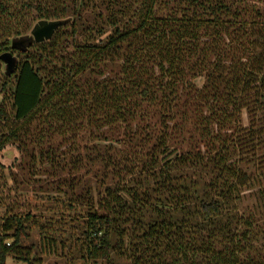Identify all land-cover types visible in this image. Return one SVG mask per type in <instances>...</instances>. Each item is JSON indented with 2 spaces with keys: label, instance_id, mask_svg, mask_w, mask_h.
<instances>
[{
  "label": "trees",
  "instance_id": "1",
  "mask_svg": "<svg viewBox=\"0 0 264 264\" xmlns=\"http://www.w3.org/2000/svg\"><path fill=\"white\" fill-rule=\"evenodd\" d=\"M238 1L0 0V59L18 57L12 74L0 72V153L15 145L24 156L21 180L0 162V208L4 192L37 187L43 169L55 209L74 213L11 211L0 264L31 258L27 222L49 247L72 226L69 251L82 260L111 263L121 249L130 264H264V188L250 221L239 209L248 182H264V8ZM25 15L67 23L18 51ZM100 143L129 159L149 200L114 174L82 172L81 153ZM161 179L174 201L150 192Z\"/></svg>",
  "mask_w": 264,
  "mask_h": 264
},
{
  "label": "rangeland",
  "instance_id": "2",
  "mask_svg": "<svg viewBox=\"0 0 264 264\" xmlns=\"http://www.w3.org/2000/svg\"><path fill=\"white\" fill-rule=\"evenodd\" d=\"M42 0H33V3L36 5H42ZM249 6L250 8L253 7H262L264 8L263 4L258 3V0H239ZM264 10V9H263ZM35 17V16H34ZM67 21H36L33 20V15H25L22 20V30L21 36L14 37L12 41L13 49L18 51L26 50L30 44L33 42H43L50 39L59 25H65ZM260 48L264 49V37L263 40L260 42ZM260 51V50H259ZM18 63V57L14 53H8L7 55L3 56V59H0V72L4 75H10L15 71L16 65ZM198 86H201L203 81L199 79L196 81ZM2 97L0 96V105L2 103ZM252 101V100H249ZM249 118L247 116V112H243V123L244 125L248 126ZM87 152V154H86ZM84 162L82 172L94 177V174H97L100 178V181L103 182L114 179L112 174H114L117 178V181H120L121 184L127 183V186H131L133 188L132 192L134 193H142L147 196V200H149L150 193L147 192L148 187L146 185V179L143 176H140L135 172L134 165L129 161V159L124 156L116 146H112L107 143H100L96 144L95 146L87 144V149L85 152L81 153ZM23 155L20 153L19 149L15 145H9L5 148V150L0 153V162L5 167L6 174L11 175L13 174L15 177H18L20 180L22 179L21 171L19 170L18 166L19 163L23 159ZM105 158V159H104ZM258 158V157H257ZM109 159H111V163L109 164ZM259 159V158H258ZM251 161V160H250ZM90 162V163H88ZM254 162V161H253ZM255 163V162H254ZM253 166V165H252ZM40 170V173L36 172V185H30L27 189L26 184L14 187V191L11 194L10 192H4V196L10 202L9 208L6 211L5 209L0 208V226L2 223L8 219V215L11 211L16 210L17 214L19 215H28L31 214L37 219L45 220L46 218H66L71 217L73 218V214L67 213H60V211L56 210V205L49 199V196H52L53 189H55L56 183L48 182L52 181L44 174L43 169ZM103 170L107 173L106 178L103 176ZM253 172L252 169L249 170V173ZM198 180L197 178H194ZM38 181H44L46 183H38ZM116 181V180H114ZM34 183V182H33ZM201 184V182H200ZM247 188L242 191V196L239 202V209L241 215L244 216V220L247 223L250 221L251 216L257 211V207L259 206L260 202L258 201V196L260 193V187L264 188V182L260 184H253L248 182ZM10 186H13V182L10 181ZM38 186H42L41 190L38 189ZM172 186L169 184L167 180H162L158 182V184L152 189L150 192L155 191L157 196H162L163 199H168V201H174L173 194L171 193ZM264 191V190H263ZM1 198V197H0ZM153 202V201H151ZM85 214H82L81 217H85ZM250 224V223H249ZM31 223L27 222V230L28 238L24 240V246L32 247L33 253L31 258L28 259L27 262H22L19 259H15L13 257H9L7 259V264H130L128 260H126L122 256L121 249H116L115 253L112 256L111 263H105L101 261H91L87 259H80V258H72V253L69 251V247L73 246V242L77 240V234L74 238H69V232L72 231V226H65L63 230L64 233H55V235H50L51 237L56 238L55 246L49 247L47 241L42 240V236L38 234L37 230L31 229ZM69 225V224H68ZM248 241L252 247L248 246V250L246 251V255H249L252 252L253 258H256L257 255L254 254V250L258 249V244L251 242L250 237ZM13 243V241H11ZM242 244H247V242H242ZM78 250V251H76ZM82 251L80 248L75 249L74 256H78Z\"/></svg>",
  "mask_w": 264,
  "mask_h": 264
},
{
  "label": "water",
  "instance_id": "3",
  "mask_svg": "<svg viewBox=\"0 0 264 264\" xmlns=\"http://www.w3.org/2000/svg\"><path fill=\"white\" fill-rule=\"evenodd\" d=\"M61 26H62V25H59L58 27H56V29L54 30V32H55L59 27H61ZM53 34H54V33H53ZM53 34H52V36H53ZM52 36H51V37H52ZM51 37H50V38H51ZM6 55H7V54H6ZM4 56H5V55H4ZM1 59H3V57H1ZM16 66H17V65H16ZM15 69H16V68H15Z\"/></svg>",
  "mask_w": 264,
  "mask_h": 264
},
{
  "label": "built area",
  "instance_id": "4",
  "mask_svg": "<svg viewBox=\"0 0 264 264\" xmlns=\"http://www.w3.org/2000/svg\"><path fill=\"white\" fill-rule=\"evenodd\" d=\"M7 246L10 247V243H7Z\"/></svg>",
  "mask_w": 264,
  "mask_h": 264
}]
</instances>
